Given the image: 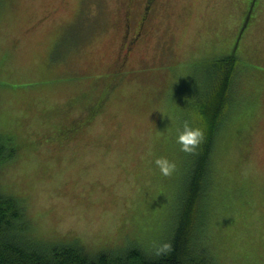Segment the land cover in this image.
Instances as JSON below:
<instances>
[{
  "label": "rangeland",
  "instance_id": "374dc122",
  "mask_svg": "<svg viewBox=\"0 0 264 264\" xmlns=\"http://www.w3.org/2000/svg\"><path fill=\"white\" fill-rule=\"evenodd\" d=\"M87 1L0 0V135L14 149L0 192L20 200L37 239L89 254L163 247L188 167L180 113L186 103L195 114L212 60L234 54L235 101L194 240L212 264H264V0L239 37L251 0ZM82 6L86 38L53 46ZM84 26L78 18L67 33ZM159 156L174 162L170 174Z\"/></svg>",
  "mask_w": 264,
  "mask_h": 264
},
{
  "label": "trees",
  "instance_id": "16d2710c",
  "mask_svg": "<svg viewBox=\"0 0 264 264\" xmlns=\"http://www.w3.org/2000/svg\"><path fill=\"white\" fill-rule=\"evenodd\" d=\"M86 1L84 0L88 5ZM253 4L254 0H251L238 37L240 33L242 35V29L250 19ZM90 15L92 14L82 6L77 18L59 32L60 35L55 39L53 46L64 39L70 44L68 50L75 49L74 46L79 47L88 33ZM78 18L84 19V30L72 36L67 31ZM212 65L213 68L206 75L203 73V76L209 79L208 85H204L205 91L199 95V100L191 102L195 105V114L186 117L185 112L189 108L186 103L180 113L177 126L182 127L185 122L196 126L197 120V124L204 130V139L191 152L182 150L179 145L180 157L188 159V167L186 166L187 171L182 178L177 204L174 205L168 220L172 219V224H169L170 239L163 247L147 251L139 246H131L123 250L121 248L89 254L82 246L70 241L37 239L29 233V224L20 200L12 194L0 192V264H212L204 249L195 245L194 239L199 224L203 221L202 218L199 220L201 199L212 182L211 173L208 171L209 163L218 147L223 122L228 121V110L235 101L231 99V90L233 72L237 66L236 55L230 54L223 59L215 58ZM113 87L108 90L107 95H110ZM83 93L84 91L80 96ZM107 95L101 98L100 106L105 105L109 99ZM185 95L183 98L186 102ZM13 150L5 144L4 137L0 135V163L10 159ZM165 244L168 245L167 248L164 247Z\"/></svg>",
  "mask_w": 264,
  "mask_h": 264
},
{
  "label": "clouds",
  "instance_id": "9594fccd",
  "mask_svg": "<svg viewBox=\"0 0 264 264\" xmlns=\"http://www.w3.org/2000/svg\"><path fill=\"white\" fill-rule=\"evenodd\" d=\"M176 140L181 146L182 150L191 152L198 146L204 139V130L199 125L194 126L192 123L185 122L182 127L176 129ZM155 164L160 172L168 175L170 174L175 164L167 156H159L155 159ZM168 247L167 244L164 246Z\"/></svg>",
  "mask_w": 264,
  "mask_h": 264
}]
</instances>
